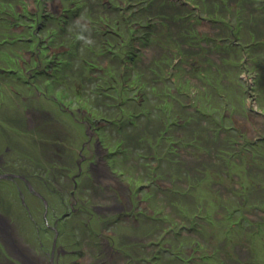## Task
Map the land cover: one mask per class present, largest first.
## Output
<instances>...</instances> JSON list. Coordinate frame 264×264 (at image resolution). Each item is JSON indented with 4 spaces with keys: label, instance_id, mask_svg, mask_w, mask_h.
<instances>
[{
    "label": "rangeland",
    "instance_id": "rangeland-1",
    "mask_svg": "<svg viewBox=\"0 0 264 264\" xmlns=\"http://www.w3.org/2000/svg\"><path fill=\"white\" fill-rule=\"evenodd\" d=\"M15 1L0 0V154H5L7 163L16 158L18 166L43 176V165H57L52 157L56 144L72 143L71 137L77 136L71 146L76 152L81 147L88 127L85 112L93 123L105 117L108 122L115 120L105 125L111 127L106 143L111 169L116 171L111 181L118 194L133 192L146 199L145 205L155 212L149 219L153 236L155 231L161 237L163 230V237L173 232L163 241L182 242L186 257L188 247L200 242V256L208 258L198 264H264V143L249 147L248 140L257 141V136H238L243 128L250 133L264 128V0H108L114 4L111 11L104 5L106 0H44L51 8L47 13L53 16L48 15L37 31L44 38L49 36L46 43L63 61L55 65L52 72L58 77L51 76L50 81L37 77L35 71L32 77L35 59L23 58L25 49H38L41 41L33 39L30 30L24 33L31 20L12 23L16 6L25 7L23 0ZM182 1L188 4L181 6ZM27 4L28 17L33 19L38 13L36 2L27 0ZM59 5L63 9L71 5L74 10L68 13L77 17H57L53 11ZM123 15L133 30L128 35L123 32L118 42L125 51L133 43L140 48L134 62L124 66L120 47L114 49L119 63L112 64L113 56L106 50L98 55L93 29L86 26L103 30L108 23H122ZM69 31L75 36L72 40ZM21 32L23 37L17 34ZM46 56V50L39 53L41 59ZM87 64L105 68L100 80ZM189 101L204 113L200 114L204 122L194 123L193 128L181 123L199 117L186 109ZM118 117L130 126L123 134L111 131ZM224 125L238 126L239 132L223 129ZM166 131V137L173 138L165 142ZM260 134L264 136V130ZM238 139L245 150L233 143ZM172 141L192 143L193 157L167 156L174 150ZM149 154L164 159L153 163L139 158ZM4 165L0 167L6 169ZM13 184L0 179V213L11 218L25 242L35 247L33 222L41 221L37 214L46 206ZM158 192L163 193L157 197ZM162 203L170 213L167 230L158 215ZM135 227L119 225L121 232L125 228L138 237ZM156 238L151 247L158 250Z\"/></svg>",
    "mask_w": 264,
    "mask_h": 264
},
{
    "label": "flooded vegetation",
    "instance_id": "flooded-vegetation-1",
    "mask_svg": "<svg viewBox=\"0 0 264 264\" xmlns=\"http://www.w3.org/2000/svg\"><path fill=\"white\" fill-rule=\"evenodd\" d=\"M33 1L35 2V0ZM39 1L35 7L38 11L36 18L34 17L32 19L28 17V8H20L19 6H16L13 15H16L15 20L20 17H23L25 20H31L32 23L29 25L30 27L32 26L31 34L35 36L33 39L41 41V39L46 38L40 36L37 27L44 26V19L48 15H51L47 13V10H51V8L47 1ZM187 4L186 1L181 2V6H186ZM104 5L107 6L108 11H111L112 6H114L112 1L108 0H106ZM191 7L193 8V6ZM78 9H81V7L78 6ZM70 10H74L71 8V5L66 8L64 7V9L59 5L53 13L57 14V17L71 16L76 18L77 16L75 14L68 13ZM191 14L193 16V13ZM121 20L122 23L106 24L103 30L96 29L93 24L86 25L89 29H93L92 33L93 37L97 40L98 50H106L107 54L113 56L112 64L119 63V55L116 54L114 49L118 47L124 48L123 45H120L118 39L122 40L123 32L128 35L133 30L126 16L123 15ZM12 23L15 24L13 21ZM193 25L195 26V23ZM103 37L105 38L104 40H102ZM132 39L133 37H131ZM60 45L62 49L63 44ZM42 50H46L47 53L44 59L39 57V53ZM139 50V45H135L134 43L126 51L124 49L120 50L123 53V66L124 64L133 63ZM24 53L26 54L23 55L24 59L28 58L29 61L33 58L35 59V72L37 73V77L46 76L50 79L51 76L56 75L52 71L56 69L55 64L60 63V61L58 60L59 53L53 49V46L49 44L45 48L38 46V49H27ZM103 53V51H100L98 55L102 56L104 55ZM87 65V68L89 67L91 71L93 69L97 71L100 80V77L105 73V68H99L94 64ZM128 79L130 77L125 79V81ZM113 80L116 82V77ZM110 88L117 91L116 86H110ZM118 96L121 97L122 101V90ZM100 103L102 106V102H99L98 105ZM186 107L187 110H192L199 117L197 119L190 118L185 121L181 120V123L193 128L194 123L199 125L204 122V113L200 111L196 103L194 104L189 101ZM85 115L86 119H84L86 122L84 124L88 127L86 128V138L82 142L81 147L76 152L75 148L71 146V144L76 142L75 139H77V136L71 137L72 143L61 141V146L56 144L57 147L53 151L52 157L57 158V165L54 167H49L48 164L43 165V176L38 175L36 172L31 174L28 167L18 166V159L16 158L9 159L7 163L5 154H0V164L6 165V167L4 165L6 169L0 167V174L12 173L13 176L5 179L11 181L12 184L14 183L13 185L21 189L26 196L28 193L31 197H35L37 201H41L42 206H46L45 210L42 209V212L40 211V214H37L41 221L38 222L35 219L33 222L38 243L35 247H31L25 242L26 239L21 236L18 228L12 223L13 220L11 218L0 213V251L2 253L0 264H155V260L157 261L159 259L162 260L161 264H164V261L169 262V264H198L196 263L198 260L204 259L202 261H206L208 256L205 258L200 256V242H197L195 246L188 247V250H186L188 251V255L186 257L182 253V247L184 246L182 242L177 239H173L172 244L163 241V239L171 237V234H174L173 232L167 237H163V234H165L163 230L161 237V234L155 231L157 236H153L149 229L151 223L149 219L151 215L155 216V212L149 209V206L145 205L147 201L142 198V195L138 197L133 192L119 194L116 192L115 185L111 181L116 171L111 169L113 165L109 160L110 150H108L107 146L109 143H106L107 131L111 128L107 126L111 123L114 124L115 120L109 121V123L108 120L110 119L105 117L103 118L104 121H96L93 123L88 117L89 113L85 112ZM136 117H139V114ZM27 120L30 121L28 117ZM117 121L121 124L117 125L118 122L115 123V127L111 131L116 129L117 132L120 131V133L116 132L117 134H123L122 131L129 125L123 123L122 121L124 120L121 121L120 118ZM248 122H251L250 119H248ZM106 123L108 124L107 126H105ZM220 123L227 124L225 121ZM232 123L236 124V120L233 119ZM251 123L253 125V122ZM171 124L174 125L173 122ZM219 126L222 125L220 124ZM261 127L254 128L253 133H250L248 128H243V132L240 131L242 134L239 133L238 136L244 138L246 134L248 139L251 138V135L253 137L257 136V141L250 142L251 140H248L250 144L248 146H254L255 148L256 144L260 142L264 143V136L260 134L263 133L264 128ZM169 128H171L170 125ZM223 129L233 130L236 133L239 132L238 126L228 128V125H224ZM153 132H155L154 129L151 130L152 134ZM167 132L164 133L165 136L163 137V141L165 142L173 138L172 136L167 138ZM224 132H220L221 136H223ZM198 135L200 138L201 134ZM177 136L179 138L183 137L179 134ZM202 139L199 140L201 147ZM123 142L124 140H121L120 143L123 144ZM233 143L238 147V150L242 148L245 150L244 146L246 145L243 144L242 140H234ZM171 144L174 150L171 149L166 154L167 156L175 155L186 158L192 155L193 157L194 152L190 151L192 143L186 144L181 141V143L177 144L172 141ZM8 151L9 149H7ZM139 158H150L153 163L156 161L160 162L164 159L161 155L151 154L140 155ZM126 160L130 161L131 159L128 158ZM7 165L9 166L8 168ZM34 178L39 179V181L34 180ZM161 189L163 192L165 191L162 185ZM163 192H158L157 197ZM7 204L11 205L10 201H7ZM49 208H51V212L48 211ZM159 209L158 215L162 221L164 219L163 225L167 230L168 226L166 225L169 222L166 219L167 216H170V213H167L163 203L159 204ZM174 213L176 214V212ZM120 222L124 225H131L133 223L136 226L135 228L140 231L138 237L134 233L130 234L125 228L121 232L119 228ZM43 223H45L44 227H42ZM185 224L181 225L180 230L182 232L185 229L183 228ZM42 229L44 235L41 234ZM168 230H171V228ZM153 237L159 239V241L155 242L159 252L151 247L154 243L152 241ZM162 241L163 244H161ZM174 247L176 250H173ZM189 249L191 250L190 252Z\"/></svg>",
    "mask_w": 264,
    "mask_h": 264
},
{
    "label": "trees",
    "instance_id": "trees-1",
    "mask_svg": "<svg viewBox=\"0 0 264 264\" xmlns=\"http://www.w3.org/2000/svg\"><path fill=\"white\" fill-rule=\"evenodd\" d=\"M17 1V0H16ZM16 1H15V3H16ZM35 2H36V6H37V3H39L40 1L39 0H35ZM21 3H22V1H21ZM25 3V4H24ZM24 3H22V4H24L25 5V7L24 8H28V4H27V0H24ZM12 4V3H11ZM80 7H82V6H80ZM25 13V12H24ZM37 17V15L35 16V18ZM21 20H25V19H23V17H20L19 19H16L15 21H13V22H17V21H21ZM27 20V19H26ZM190 25H193V23H190ZM32 27V26H31ZM31 27H30V29H26V31L24 32V33H26V32H29V30L30 31H32L31 30ZM88 28V27H87ZM89 29V28H88ZM90 30V29H89ZM18 35H20V36H22V32L21 33H17ZM89 34V33H88ZM72 36V34L70 33V31L68 32V36ZM41 36V35H40ZM85 36H86V33H85ZM23 37V36H22ZM49 37V36H48ZM48 37H45L46 39H41V41H43V42H41V47H43V45H45V44H49V43H46V40L48 39ZM73 37H75V36H72L71 37V40L73 39ZM76 38H78V39H80V37L79 36H76ZM77 39V40H78ZM82 41L80 40V42H78L79 44H78V46H77V49L79 50V48H80V46H81V43ZM60 43H62V41H60ZM30 49H32L31 47H30ZM25 51H26V49H25ZM60 54V53H59ZM59 61H60V63H56L55 65L56 66H60V64L61 63H63V61L62 60H60V59H58ZM85 63H87V62H85ZM88 66V65H87ZM86 66V67H87ZM31 68V72H32V77H34L35 78V76H36V74L34 73V71H36V68H35V66H31L30 67ZM55 77H58V75H55ZM47 78V77H46ZM47 80L48 81H50V79L49 78H47ZM24 81V80H23ZM68 93H67V91H66V95H67ZM68 98H70V97H68ZM70 101H72L71 100V98H70ZM86 101V100H85Z\"/></svg>",
    "mask_w": 264,
    "mask_h": 264
},
{
    "label": "water",
    "instance_id": "water-1",
    "mask_svg": "<svg viewBox=\"0 0 264 264\" xmlns=\"http://www.w3.org/2000/svg\"><path fill=\"white\" fill-rule=\"evenodd\" d=\"M11 176H13L12 173H11V174H8V173H1V174H0V179H1V178H9V177H11Z\"/></svg>",
    "mask_w": 264,
    "mask_h": 264
}]
</instances>
